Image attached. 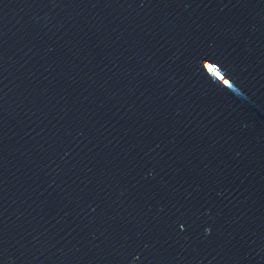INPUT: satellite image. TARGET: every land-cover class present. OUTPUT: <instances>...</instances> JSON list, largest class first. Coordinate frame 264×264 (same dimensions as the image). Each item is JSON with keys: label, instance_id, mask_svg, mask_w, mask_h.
<instances>
[{"label": "water", "instance_id": "water-1", "mask_svg": "<svg viewBox=\"0 0 264 264\" xmlns=\"http://www.w3.org/2000/svg\"><path fill=\"white\" fill-rule=\"evenodd\" d=\"M0 264H264V0H0Z\"/></svg>", "mask_w": 264, "mask_h": 264}]
</instances>
